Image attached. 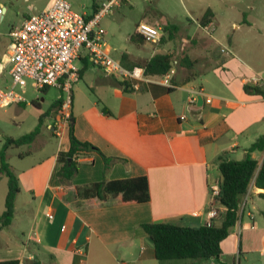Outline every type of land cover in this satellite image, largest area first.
Returning <instances> with one entry per match:
<instances>
[{
	"label": "crops",
	"instance_id": "obj_1",
	"mask_svg": "<svg viewBox=\"0 0 264 264\" xmlns=\"http://www.w3.org/2000/svg\"><path fill=\"white\" fill-rule=\"evenodd\" d=\"M232 26L238 29L239 24L233 21ZM217 42L221 47L229 46L232 53L226 55L219 50L216 57L207 53L209 64L201 73L193 70L197 60L185 55L175 68L170 86L153 76V81L140 82L138 89L129 82L123 89L115 84V80H121L119 77L101 69L104 76H97L98 72L86 63L75 85L82 81L92 93L82 96L72 90L69 121L78 139L121 160L103 174L99 154H81L76 175L68 184L61 183L57 177L61 166L57 155L69 149V122L60 121L59 111L52 113L49 120L42 119L40 131L31 143L38 142L45 126L56 138L55 151L26 170L15 172L24 190L21 187L15 198L11 223L0 230V261L159 264L143 223H220L224 208L219 204L214 205L216 216H207L211 208L210 185L219 180L212 178V171H218V155L224 153L229 158L227 152L237 153L241 148L242 158L245 149L264 135V96L247 93L243 87L245 77L263 72L264 68L244 58L232 39ZM134 43L138 48L135 52L121 53H126L127 65L145 59L146 62L155 54L142 40ZM5 51L0 55V86H7L10 81ZM78 62L81 69L84 62ZM207 83L214 86L207 87ZM198 91L202 94L197 93L196 101L190 104L189 98ZM198 97L203 101H197ZM206 97L211 102H206ZM245 142L250 143L241 146ZM251 154L260 165L264 152ZM104 175L107 179L145 175L150 199L121 204L113 198L102 202L96 197L75 195L77 186L99 181ZM23 191L25 197H21ZM260 193L264 189L252 182L244 199L254 195L264 200ZM220 246L219 260L209 259V264H264V211L254 199L251 207L246 208L244 202L239 220Z\"/></svg>",
	"mask_w": 264,
	"mask_h": 264
},
{
	"label": "rangeland",
	"instance_id": "obj_2",
	"mask_svg": "<svg viewBox=\"0 0 264 264\" xmlns=\"http://www.w3.org/2000/svg\"><path fill=\"white\" fill-rule=\"evenodd\" d=\"M49 1L52 0H0V3L6 7L4 17L0 19V55L9 42L10 28L19 25L28 14L42 10ZM66 1L71 4L74 11L90 13L93 5L97 10L107 0ZM207 8H211L214 13L210 21L202 25L201 17ZM140 21L152 22L162 27L163 34L159 42L150 43L141 40L155 54L172 55L175 68L179 67L181 58L188 55L191 59L197 60L193 70L197 73L204 72L209 64L206 61L207 53L216 57L221 47L217 40L225 43L229 39L238 43L244 58L259 65L258 68H264V0H120L118 5L113 6L112 12L104 15L99 21V26L105 31L104 40L111 57L117 59L122 52H135L138 49L130 37ZM233 21L239 24L238 29L233 28ZM171 25H175L176 28H171ZM165 26L169 29H164ZM145 60L134 63L143 65ZM76 64H79L78 60ZM91 67L90 69L98 72L97 76H104L99 68H93L95 66L92 65ZM75 83L72 85L74 87L72 90L76 89V94L80 92L83 96L92 93V89L82 81L76 84L78 88ZM205 86L213 87L214 84L207 83ZM16 90L24 96L26 101L0 108V149L5 138L19 137L33 130L40 115L46 113L42 119L49 120L50 104L58 96H64V93L55 86H49L45 91L36 90L29 79L23 89L17 87ZM38 139V142L8 147L7 162L14 172L20 173L26 170L55 151L56 138L45 126ZM249 143H241V146H248ZM241 151L240 148L237 153L227 152L226 154L230 159H239ZM212 174V178L217 180L218 171L213 170ZM21 187L22 185L20 189ZM22 190H24L23 187ZM6 192L7 177L1 174L0 213L5 208ZM25 195L23 191L21 197ZM253 199L255 204L264 211V200L257 199L254 195L243 200L245 207H251ZM18 205H20L19 202ZM253 210L258 211L256 208ZM210 262L209 259H176L167 260L161 264H209ZM257 264L261 263L257 261Z\"/></svg>",
	"mask_w": 264,
	"mask_h": 264
},
{
	"label": "trees",
	"instance_id": "obj_3",
	"mask_svg": "<svg viewBox=\"0 0 264 264\" xmlns=\"http://www.w3.org/2000/svg\"><path fill=\"white\" fill-rule=\"evenodd\" d=\"M96 11L93 5L92 12L87 14L90 17ZM211 8H207L201 17V24L206 25L213 16ZM171 28H176L171 25ZM164 29H169L165 26ZM130 39L138 42L143 39L136 32ZM144 40V39H143ZM126 53L121 55L120 61L123 65L133 67L137 65L125 63ZM84 65L79 69V77L82 70L88 63L86 57H81ZM172 55L168 53H156L152 55L142 66L144 74L148 76H158L165 74L171 67ZM115 84L126 89V81L115 80ZM247 93L260 94L264 96V86L244 85ZM44 87L41 90H46ZM62 95L58 96L50 104L49 114L57 112L62 103ZM37 104V102H33ZM104 112L105 109L102 108ZM46 114V113H44ZM39 116L37 125L28 133L19 137H7L0 149V175L7 177V192L5 195L4 210L0 213V230L7 227L14 215L15 198L20 191V183L15 172L7 162L6 150L10 146H20L31 143L40 131L42 117ZM71 119V115H70ZM69 149L60 151L57 159L61 166L57 171V177L63 184H68L77 173V158L81 154L96 152L103 161V174H105L112 164L121 160L118 157L105 155L97 146L89 141H82L74 134L73 123L69 121ZM264 152V135L258 136L248 148L245 149L241 159H229L224 153L218 155L219 171V195L215 198V203L224 208L222 219L219 224L204 223L198 226H183L171 221H154L142 224L144 231L153 244L155 259L161 264L167 260L176 259H213L219 260L222 254L220 243L226 238L230 229L237 223L243 211V199L248 193L249 186L253 182L255 187L264 189V156L261 164L252 157V152ZM123 160V159H122ZM75 195L80 198H98L102 202L109 198L116 199L121 204L142 203L150 199L148 180L145 175L107 179L106 176L95 182L77 186ZM264 198V193H260ZM0 264H19L17 259L1 260Z\"/></svg>",
	"mask_w": 264,
	"mask_h": 264
},
{
	"label": "built area",
	"instance_id": "obj_4",
	"mask_svg": "<svg viewBox=\"0 0 264 264\" xmlns=\"http://www.w3.org/2000/svg\"><path fill=\"white\" fill-rule=\"evenodd\" d=\"M119 2L120 0L104 1L100 8L87 17V13L74 11L66 0H52L42 10L29 14L19 25L10 28L9 42L4 53L10 81L7 86H0V108L25 102L24 96L16 88L23 89L29 79L36 90L55 86L64 93L59 116L61 122H69L72 85L79 79L80 68L76 61L81 57H86L90 65L101 69L105 74L129 82L133 89H138L142 81H153V76L144 74L143 67L127 68L119 59L110 55L104 40L105 31L99 26V21L112 12L113 6ZM4 12L5 9L0 4L1 17ZM135 31L150 43L159 42L163 34L161 26L146 22H138ZM220 50L226 55L232 53L227 46H222ZM1 69L0 66V71ZM174 73L175 65L171 62V67L159 80L163 85L170 86ZM244 82L251 87H263L264 73L245 77ZM197 93L202 94V91L191 95L190 104L196 101ZM205 101L211 102V98L206 97ZM219 186L218 181L210 185L211 208L208 218L217 214L214 205L215 198L219 195Z\"/></svg>",
	"mask_w": 264,
	"mask_h": 264
},
{
	"label": "water",
	"instance_id": "obj_5",
	"mask_svg": "<svg viewBox=\"0 0 264 264\" xmlns=\"http://www.w3.org/2000/svg\"><path fill=\"white\" fill-rule=\"evenodd\" d=\"M197 101H203L202 97H198Z\"/></svg>",
	"mask_w": 264,
	"mask_h": 264
}]
</instances>
